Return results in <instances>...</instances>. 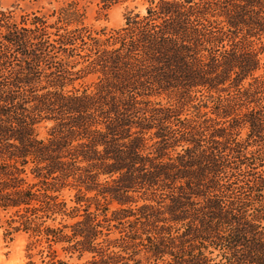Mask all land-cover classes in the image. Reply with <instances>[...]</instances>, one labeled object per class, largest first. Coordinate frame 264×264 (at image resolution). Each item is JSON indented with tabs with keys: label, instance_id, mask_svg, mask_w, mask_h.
<instances>
[{
	"label": "trees",
	"instance_id": "obj_1",
	"mask_svg": "<svg viewBox=\"0 0 264 264\" xmlns=\"http://www.w3.org/2000/svg\"><path fill=\"white\" fill-rule=\"evenodd\" d=\"M148 2L97 32L76 1L0 15L6 234L49 264H264V0Z\"/></svg>",
	"mask_w": 264,
	"mask_h": 264
},
{
	"label": "rangeland",
	"instance_id": "obj_2",
	"mask_svg": "<svg viewBox=\"0 0 264 264\" xmlns=\"http://www.w3.org/2000/svg\"><path fill=\"white\" fill-rule=\"evenodd\" d=\"M71 1H76L80 8L85 9L86 19L84 23L96 32L103 28L107 31L120 28L124 25L125 17L129 12L144 14L149 5L148 0H110L111 3L107 6H104L101 0H0V15L5 13L11 17L12 21L17 22L22 19L30 20L34 16H44L47 22L51 24L56 21L58 10ZM84 81L89 82L90 79ZM159 99L163 102L168 100L164 96L159 97ZM48 127V123L41 124L37 128V136L46 137ZM72 194V191L65 192L66 198ZM7 215L0 210V264H27L30 259L35 264H49L47 258L42 262L43 255L38 253V249L45 246L44 243L37 245L36 248L28 249L29 237L27 233L20 231L6 234L5 219ZM70 221L65 220L67 223ZM101 240L99 238L97 241L101 242ZM61 247L62 245L58 244L54 248L57 251L58 259L67 264H146L142 253L136 254L132 259H128L126 255L118 258H106L107 262L103 263L101 260L99 261L98 256L93 258L91 253L85 252L79 256L78 253L65 252ZM116 250L114 249V251ZM136 260L140 262L137 263Z\"/></svg>",
	"mask_w": 264,
	"mask_h": 264
}]
</instances>
